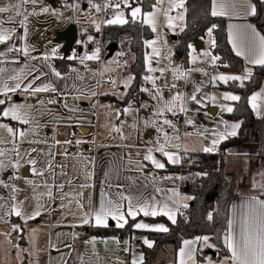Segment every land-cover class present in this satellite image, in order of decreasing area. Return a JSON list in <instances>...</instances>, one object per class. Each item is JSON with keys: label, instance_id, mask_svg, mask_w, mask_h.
Here are the masks:
<instances>
[{"label": "crops", "instance_id": "crops-1", "mask_svg": "<svg viewBox=\"0 0 264 264\" xmlns=\"http://www.w3.org/2000/svg\"><path fill=\"white\" fill-rule=\"evenodd\" d=\"M216 2L218 10H220L219 5L224 4L225 14L217 16L225 18L228 43L233 53L238 56L229 40V32L235 34L239 31H250L246 29V26L251 25L257 33L262 35L252 19L254 14H250L251 8L255 9V5L251 0H216ZM16 3H19V0H0V6ZM83 4H86V0H37L36 4L23 5L20 9L21 16H15L14 11L0 13V21H3L2 27L15 28L11 39L0 43V53H2L0 68L5 70L0 73V87L4 83L13 84L14 82L9 80L8 76L17 74L21 76L22 88L30 82L33 87L51 85L49 91L34 95L19 89L15 93H8L7 97L0 94V99L6 100L4 105H0V110L6 105L7 107L8 105H23L25 106L23 112L30 121L28 124H23L17 120L11 121L8 117L5 119L0 117L3 120L0 123L6 122L12 125L17 123L26 132L30 131L35 136V140L45 141L43 146L59 148L56 151L46 148L49 157L45 163H42L39 158L34 167L27 164H22L19 167L20 177L25 180L33 179L36 181L37 188L42 190L48 187L56 188L57 198L55 200L52 198L53 204L56 203V210L53 212L55 215L52 218L42 222L38 217L20 222L13 215H8L4 220H0V236L5 230H13L14 225L18 226V229L14 230L17 232L14 244L8 243L6 246V239L0 238V264H132L133 259L139 261L143 257L144 260L142 248H151L144 244L145 239L151 241L148 233L162 232L136 228L135 225L144 223L150 228L156 225H163L167 228L163 221L156 219L162 218L170 223L173 222L166 215L145 216L143 212H139L134 217L127 216L128 201L121 200L120 194L131 197L134 207L145 201L155 202L157 207L167 204L176 213V221L178 214L184 208L183 204L188 205L190 199H185L189 196L182 192V186L186 180L185 175L179 171H168L167 168L186 165L198 153L216 152L221 143L228 138L237 136L240 130L241 121L228 119L226 115L231 112L221 110V105L233 108L235 102L225 101L224 93L237 96L238 94L220 89L219 105H211V101L208 100L204 106L210 112L209 115L220 117L222 127L217 129L216 137L213 134L210 135L211 131L199 135V138L195 135L194 130L191 133H186L184 130L191 138V141L187 143L189 145L187 150H184L181 145L178 147L176 145H149L135 140L133 136L126 133L113 131V122L117 118L121 119L125 116V107L120 106L118 102L127 92L112 89L102 90L105 86L98 87V78H105L109 75L114 77L113 73L107 72L104 69V64L98 63V59L85 60L81 63L82 57L91 54L80 52L76 56L64 57L62 42L54 41L55 33L63 31L71 24L76 27L81 36L86 37L83 35L85 32ZM212 7L213 0L211 1V12ZM43 8H48L49 11L44 12ZM23 15L28 16L26 35L25 28L19 24ZM10 16L14 18L12 21L9 20ZM230 26H232L231 29ZM21 37L24 38L21 39ZM203 41L200 39L201 43ZM25 47L28 49V56L24 55ZM10 48L12 51H9ZM211 48L212 44L209 47V53L213 56ZM53 49L56 50L54 55ZM201 50H204V46L196 50L191 45L189 54L193 52L197 55ZM46 54L49 56L48 60L43 58ZM246 55L238 56L244 63V69L240 73L218 71L215 69L216 62L213 64L211 61V65H208L211 56L208 60L203 59L204 65L202 64L203 66L198 72L204 77V82L211 87V75L244 76L245 69L252 73L254 67L262 66L251 63L250 54L246 53ZM32 57H36V59H32ZM56 59H67L74 63L66 74L56 77L52 72V68L56 70L54 65ZM48 65L52 67L50 68ZM37 76L39 79H34ZM247 79L236 82L241 85ZM229 82L231 81L227 83ZM215 83L216 86L213 89L218 90L220 86L227 84L218 80ZM52 88H55L56 91H52ZM262 90H264V78H261L257 88L247 97L252 115L259 121L260 131L252 124L247 125L242 131L241 140L227 146L222 155L223 171L226 174H236L240 184L239 193L230 204L228 216V219H233L237 234L241 216L251 198L256 197L259 200H264V93L256 101L258 105L256 111L248 102L249 97L255 93H261ZM92 92H95L96 95H91ZM136 96L137 100L133 106H137L139 102V95ZM110 98H113V105L108 106L106 103V107L112 108L116 106L114 104H117L120 115L118 113L108 114V111L100 109L98 104L104 100L109 102ZM49 100H54L55 103H48ZM141 112L144 113L143 110ZM100 122L102 125L107 124L105 128L108 131L101 130ZM224 122H227L228 126L235 123L240 125L236 129V135L226 136L225 139L219 141L213 151L204 152L203 148L213 147L212 141L219 139L220 134L232 131ZM74 128H83L90 135L72 139L71 130ZM65 141H71V143H65ZM72 143L81 149L72 154H66V148ZM161 146H163V151L160 150ZM149 150H151L153 158L164 165L163 168H156L151 161L144 159ZM164 151L173 154L179 162H170L168 157L163 154ZM49 163H51V167H49ZM39 172H42L43 175H38ZM61 184L64 185L62 189L59 188ZM82 185L84 187H81ZM186 189L184 187V190ZM173 190L178 192L179 196L173 195ZM102 199L106 207L110 206L108 205L109 200L120 203L121 211L125 212L127 220L124 227L120 228L116 226L117 221L109 217L107 227L113 226L117 230L124 229L132 221L128 234L123 237L118 234L107 237H85L88 227L106 228L96 226L95 220L92 218L95 210L100 207ZM77 201L83 207H80ZM173 201L176 203L174 204ZM85 213L89 218L87 224L82 222ZM198 237L185 239L196 241L191 245L195 250L193 253L195 264H221V261L231 256L226 248L227 256L214 260L212 256L206 255L201 262L197 263L198 250L211 248L203 241L197 240ZM8 240L14 241V237L9 236ZM184 241L175 252L174 262L170 260L172 249L167 246L158 253L154 264H179L180 249L186 247ZM18 252L19 254H17ZM185 260L186 264H192V260H188L187 257Z\"/></svg>", "mask_w": 264, "mask_h": 264}, {"label": "rangeland", "instance_id": "rangeland-1", "mask_svg": "<svg viewBox=\"0 0 264 264\" xmlns=\"http://www.w3.org/2000/svg\"><path fill=\"white\" fill-rule=\"evenodd\" d=\"M101 1L102 0H86L88 3L91 2L93 6L98 5ZM104 2L105 5H109L106 8L110 10L109 16L106 20L113 19L117 12L123 13V18L127 20L128 17L132 18L131 9L134 7H140L138 5H131L129 0L128 7L123 4L122 0H104ZM154 2V5H156V0H154ZM117 3L120 4L119 8L115 7ZM157 7L168 9L169 0H163V4ZM153 11L154 7L146 12L141 11V14L138 15L135 20H141L143 22V14ZM181 13L183 14V19H175L173 21V27L169 28L168 22L163 13L159 12L157 14V32H153L150 25L143 23L150 28L152 32V38L150 40L156 41L154 47L159 51V55H153L152 48L146 47L145 55L150 54L152 56L151 66L157 69L155 72L147 71L144 56V65L147 71L146 76L153 77L154 83L152 80H145L144 86L138 92V105L133 106L130 102L132 100H130V103L124 108L130 109V111L127 114H124L125 116L123 118H117L115 122H113L112 130L115 131V128H119L121 133H126L129 136H133L135 140L145 142L149 145H181L184 150H187L189 148L187 143L191 141V138H189L184 132V129L191 128L195 131V135L200 138L199 135L207 134L210 131V135L213 134L214 137H216L215 134L218 132L217 129L222 127L220 117L209 115L210 112H208L204 106L208 100L211 101V105H219L221 91L220 89H213V87L216 86V83L212 81L213 75L210 77L211 87H209V84L204 82V77L198 72L204 65L203 59L208 60L211 56L209 53V47L213 40L212 33L211 36H209L207 32L206 36L203 38L204 41L202 42V45L204 46V50H201L197 55L193 52L191 55L188 54V64L186 66L183 65L179 56L174 54V48L177 43L175 38L184 30L186 25L185 3L182 9H173L169 12V15L173 17H179ZM206 53L210 55H205ZM120 55L121 52L116 51L113 56L104 63V69L107 72L109 71L113 73V80L116 81V84L113 86H105L102 90L112 89L114 91L119 90V92H128V87L130 86L132 79L128 83V86L125 87L123 82L128 81V78L131 76L130 74H124L122 68H127L129 61H126L123 65H118L116 60ZM210 62L211 58L208 61V65H211ZM223 68L224 66H222L219 63V60H217L215 69L223 71ZM159 69L164 70L163 74H161ZM176 69H179V72H182L184 75L179 76L178 78ZM173 85H175V87H173ZM197 88H199V91H196ZM142 89H148V91H142ZM177 93L183 94V102L176 101L173 111H167L165 107L166 104L171 102L172 97L177 95ZM193 94H195L197 99L200 100L199 104L190 99ZM153 97L156 98L154 99ZM212 97H215L216 99L213 100ZM110 100L111 101L109 102H114L113 98H110ZM106 103L107 100H104L98 104L100 109L108 111V114H119V107L117 104H114L116 106L112 108H108L106 107ZM181 103H183L186 111H180ZM6 107L7 105L3 106L0 112ZM142 110L144 113L141 112ZM161 110H163V114H159ZM3 118L5 119L6 117ZM8 118L11 119L10 117ZM165 119L171 121L174 127L164 124L163 121ZM187 120H191L192 123H186ZM11 121L15 120L11 119ZM0 124H6L8 127L15 130V135L13 136L7 131L0 129V151L4 153L3 156H0V162H2L0 163V220H4L8 215H13L17 217L20 222L29 221L25 220L23 217L15 215L12 211V206L14 204L17 205L25 215H31L36 210L37 205H39L40 214L35 217H38L41 222L52 218L55 215L53 212L56 210V203L54 205L52 201V198H54V200L57 198L56 188H45L47 191L45 189H39L36 186V181L33 179H22L19 175V167L22 164L34 167L35 164H32L30 161L35 160L36 163H38L37 161L39 158L42 163H45L49 157L46 148H50V146H43L45 141L35 140V136L30 131L26 132L20 127V125H17V123L13 125L6 122ZM106 125V123L103 125L101 123L102 131L107 130L105 128ZM21 131L25 133L24 136H20L19 133ZM50 150L56 151L59 150V148H50ZM63 152L60 153L63 154ZM17 153H19V156H17ZM195 159L196 157L191 158L185 165V168L192 165ZM6 172H9V174L5 175ZM195 177L196 175L190 174V172L185 174V179L189 183H192ZM236 178L237 188H239L240 184L238 176ZM226 179L228 180V178ZM13 188H15V192L12 191ZM49 188L52 191L51 196L47 195ZM9 236L14 237V241L8 240ZM16 236V231L8 229L1 233L0 238L4 237L6 239V244H4L7 246L8 243L14 244L16 242ZM211 248L213 249L214 247L212 246ZM17 254H19V252Z\"/></svg>", "mask_w": 264, "mask_h": 264}, {"label": "trees", "instance_id": "trees-1", "mask_svg": "<svg viewBox=\"0 0 264 264\" xmlns=\"http://www.w3.org/2000/svg\"><path fill=\"white\" fill-rule=\"evenodd\" d=\"M131 5L140 6L142 12L149 11L155 4L154 0H129ZM212 0H185V28L175 38L177 43L174 54L179 56L183 65L188 64L189 45L203 39L209 28H212L215 47L212 46L211 53L219 57V63L224 66L223 71L240 73L244 69L243 60L236 56L230 48L226 33V20L224 17L213 16L211 14ZM255 5V14L252 19L256 28L264 36V1L251 0ZM127 23L122 25L107 24L103 28V42L105 47L116 44L121 52L120 57L129 61L127 68H123L124 74H130L132 81L128 87V92L118 102L125 107L130 102L136 101L139 90L144 86L147 71L144 65L146 52L145 41L152 38L150 28L143 24L141 20L127 18ZM215 26V27H213ZM74 61L67 59H56L54 65L60 74H66ZM261 78H264V65L253 68L251 75L243 82V87L236 81H231L219 89L238 94L241 98L233 103V111L226 115L228 119L240 120L241 126L237 136L228 138L220 144L218 150L213 153H198L195 161L188 168L185 165L168 167V171H179L182 174L196 175L192 183L184 181L182 192L191 197L188 207L183 208L177 216L175 223L163 221L168 231L162 233L150 232L149 239L153 242L151 248H142L144 260L143 264H154L158 253L165 247L172 249L171 262L175 261V252L187 238L195 236L209 237V243L213 249L198 250L196 260L201 262L206 255L212 256L214 260H219L227 256L228 252L224 245V236L227 231L229 208L231 202L238 195L237 176L234 173L226 174L222 169V155L227 146L238 142L242 138L243 129L252 124L258 131L259 121L254 118L247 103L248 95L254 91ZM133 98V99H132ZM132 100V101H130ZM130 101V102H129ZM0 121H3L0 118ZM260 133V132H259ZM199 174V175H197ZM228 178V180L226 179ZM184 187L187 189L184 190ZM190 203L192 205L190 206ZM184 211V213L182 212ZM209 214L212 215L210 220ZM132 221L124 229H114L113 226L106 228L86 229L85 237H107L118 234L123 237L130 231Z\"/></svg>", "mask_w": 264, "mask_h": 264}, {"label": "snow or ice", "instance_id": "snow-or-ice-1", "mask_svg": "<svg viewBox=\"0 0 264 264\" xmlns=\"http://www.w3.org/2000/svg\"><path fill=\"white\" fill-rule=\"evenodd\" d=\"M123 4L128 7V0H122ZM27 3L36 4L37 0H19V3L16 4H10L8 6H0V13H9L14 11L15 16H21L22 13L20 11L21 7ZM185 0H169V8L168 9H162L157 6L163 4V0H156V5H154V11L143 14V23L148 24L152 27L153 32H157V14L159 12H162L164 17L166 18L168 22V27H173V21L177 18L183 19V14L181 13L179 17H173L169 15V12L173 9H182L184 7ZM109 5H105V7H108ZM96 7L97 11H100L99 6L94 5ZM116 8L120 7V4L117 3L115 5ZM251 7V6H249ZM219 9L217 8V2L216 0H213V7L211 14L213 16L217 15H224V4L221 3L219 5ZM42 11L47 12L49 11L48 8H43ZM35 14V13H31ZM141 14V8L140 7H134L131 9V16L133 21L137 18L138 15ZM250 14H255V9L251 8ZM14 18L12 16L9 17V20L12 21ZM28 19L27 15H23V19L19 20V24L21 27L25 28V35L27 34V28H26V21ZM128 21L123 18V13L117 12L115 17L113 19L106 20V24H125ZM3 21H0V43H5L6 41L10 40L12 37V34L15 32V28L6 29L2 27ZM215 27V26H213ZM232 26H230L231 29ZM97 28H99V25H97ZM246 29H249L250 31H239L235 34H233L231 31L229 32V40L233 44V48L236 51V54L239 55H246L250 54L251 60L250 62L253 64H261L264 65V36L260 35L255 31L254 28H252L251 25H247ZM212 28L208 29V34L211 36ZM24 37H21L23 39ZM91 39V38H89ZM156 44L155 40H146L145 46L152 48V54L153 55H159V51L154 45ZM211 44L213 47H215V41L212 40ZM191 47V45H189ZM9 51H12L10 48ZM55 49H53V55L55 54ZM24 55L28 56V49L25 47L23 50ZM99 49H97L95 52H93L91 55H85L81 58V63H83L85 60H94L99 58ZM2 55V53H0ZM191 55V54H190ZM205 55H210L206 53ZM45 60L49 59V56L46 54L43 57ZM71 58V57H70ZM246 58L248 56L246 55ZM32 59H36V57H32ZM151 59L152 56L150 54L145 55V65L147 67L148 72H155L157 69L153 68L151 66ZM219 60L218 56H211V61L213 64ZM50 68L51 65H48ZM5 70L0 68V73H3ZM161 74H163V69H159ZM52 72L56 77H60V73L57 72L54 68H52ZM176 73H178L179 76H183L184 74L182 72H179V69H176ZM251 75V72L248 69H245V75L244 76H238V75H217L212 77V81L215 82L217 80L222 81L224 83H227L228 81H243L247 79ZM8 79L13 81L14 83L9 85L8 83H4L2 87H0V94L7 97L8 93H15L18 89L24 92H28L30 94H36L40 92H47L51 88V85H43V86H36L33 87L32 83L30 82L27 85H24L22 88V79L19 74L17 75H10L8 76ZM34 79H39V76L35 77ZM132 77L128 78V81L123 82L125 87L128 86V83L131 81ZM145 80H153V77L146 76ZM111 83L113 85L116 84L115 80H112ZM175 87V85H173ZM241 87H243V83H241ZM52 91H56L55 88L51 89ZM142 91H148V89H142ZM196 91H199V88L196 89ZM264 93V90H262L261 93H255L251 97H249V104L251 105L252 109L254 111L257 110L258 105L256 103L258 97H260ZM91 95L95 96L96 93L92 92ZM154 99L156 97H153ZM190 99L192 101H195L197 104L200 103V100L197 99L196 95L193 94ZM213 100H215V97H212ZM223 99L225 101H239L241 98L237 95H233L231 93H224ZM184 97L183 94L177 93V95L172 97V101L168 102L166 104V110L167 111H173V108L175 107L176 101H182L183 102ZM6 103L5 99H0V105H4ZM43 103V101H41ZM48 103H55L54 100H49ZM25 106L23 105H10L9 107H6L3 109L2 112H0V116L3 117H10L12 120H17L23 124H28L30 121L26 118V114L23 112V108ZM31 107V106H28ZM67 107V105H65ZM222 111L232 112L233 108L228 105H221ZM130 111V109L126 108L124 109L125 114H127ZM180 111H186V108L184 107L183 103H181ZM159 114H163V110ZM164 124H168L170 126H173L171 121L165 119ZM186 123L191 124V120H187ZM226 126L227 122H224ZM239 124L235 123L228 127L232 129V131L227 132L225 134H220L219 139L213 140L212 145L213 147H204V152H211L214 150L215 146L219 143L220 140L225 139L226 136H235L236 135V129L239 128ZM0 129H3L7 131L11 135H15V130L13 128L8 127L6 124H0ZM116 132H120L121 130L119 128L114 129ZM159 130V129H158ZM20 136H24L25 133L21 131ZM65 143H71V141H65ZM77 143H80V141H77ZM175 146V145H174ZM178 147V146H177ZM161 151H163V146L160 148ZM35 151V150H33ZM163 154L168 157L169 161L172 163H178V159L174 158V155L164 151ZM4 153L0 151V156H3ZM17 156H19V153H17ZM145 160H149L152 162V164L156 168H163L164 165L157 160L153 158L151 155V150H149V153L145 155ZM32 164H35V160L30 161ZM2 163V162H0ZM51 163H49V167H51ZM35 171V169H33ZM38 175H43L42 172L37 173ZM199 175V174H197ZM70 183V182H69ZM47 187V185H46ZM64 185H59V188H63ZM81 187H84L82 185ZM13 192H15V188L12 189ZM48 196L52 195V191L49 188L47 192ZM173 195L179 196L178 192H175L173 190ZM103 196V193H102ZM121 200H127L128 201V209H127V216H135L139 212H143L145 216H156V215H166L169 220H171L173 223H175V212L168 207L167 204H164L160 207H157L155 202L149 203L145 201L143 204H137L135 207L132 204V198L128 196H124L122 193L120 194ZM185 199H191V197H186ZM175 204L176 201H173ZM77 204L80 207H83L79 204V201H77ZM108 207L105 206L103 199L101 201V205L98 209L95 210L93 213L92 218L95 220V224L98 227H107L108 223L107 220L109 217L117 221V227H124V224L127 223V220L125 219V212L121 211L122 205L118 202L114 203L113 201H108ZM184 208H187L188 205L186 203L183 204ZM246 210L243 212L240 222H239V233L237 234L234 229V221L233 219H228V228L227 232L224 236V244L225 247L228 249V251L231 253L230 257H226L223 261H221V264H264V200H259L256 197H252L250 202L245 206ZM12 211L15 213L16 216L23 217L25 220L33 219L35 216H38L40 214L39 211V205H37L36 210L31 215H25V213L17 206H12ZM210 220L212 219V215L209 214L208 217ZM120 221H123V223H120ZM83 223L87 224L89 223L88 214L85 213V216L83 218ZM136 228H142V229H150L152 231H158V232H167L168 229L164 227L163 225H156L154 227H151L144 223H138L135 225ZM18 226L14 225L13 230H17ZM10 235V234H9ZM197 240L203 241L208 247H212L211 244L208 243L209 237H198ZM94 242V241H93ZM196 241H190L185 240L184 245L185 248L180 249V261L179 264H186L185 257H187L188 260H192V264H195V260L193 259V253L194 249L191 247V245L195 244ZM144 244H146L148 247H152V242L145 239ZM187 249V251H186ZM127 251V249H126ZM132 264H143V257L140 258L139 261L136 259H133Z\"/></svg>", "mask_w": 264, "mask_h": 264}, {"label": "built area", "instance_id": "built-area-1", "mask_svg": "<svg viewBox=\"0 0 264 264\" xmlns=\"http://www.w3.org/2000/svg\"><path fill=\"white\" fill-rule=\"evenodd\" d=\"M91 3V2H90ZM86 2V8L83 11V19H84V26H85V32L84 36H81L77 32L76 29V39L72 45V48L70 50V55L76 56V54L79 53V50L81 53L86 54H92L97 49H99V58L98 63L104 64L107 62V59L105 58L107 52L106 47L103 42V28L105 26V20L108 17L110 10L105 7V2L102 0L97 6H99L100 11L96 10V7L93 6V4ZM97 25H99V28H97ZM91 38V39H89ZM69 55V56H70ZM109 60V59H108ZM116 63L118 65H123L125 63L124 59L121 57H118L116 60ZM113 80V76L109 75L105 78L99 77L97 80L98 87L101 86H113L111 81ZM136 97V94L134 95ZM132 105H135V102H131ZM108 106H112V102H107ZM186 133H191L192 129H184ZM90 133L83 128H74L71 130V137L72 139H78L83 136H88ZM81 148L74 143L70 144L66 150V154H72L76 151H79ZM184 213V211H182Z\"/></svg>", "mask_w": 264, "mask_h": 264}, {"label": "water", "instance_id": "water-1", "mask_svg": "<svg viewBox=\"0 0 264 264\" xmlns=\"http://www.w3.org/2000/svg\"><path fill=\"white\" fill-rule=\"evenodd\" d=\"M86 8V4L82 5V9L84 10ZM76 39V27L71 24L67 26L63 31H59L55 33L54 41L55 42H62V52L63 56L67 57L70 55V50L72 48V45ZM196 50H199L202 48V43L200 41H197L192 44ZM118 50V46L116 44H110L106 47V56L105 58L108 60L110 59L113 54ZM80 53V50H79ZM192 203H190V206ZM212 256H215V253H211Z\"/></svg>", "mask_w": 264, "mask_h": 264}]
</instances>
